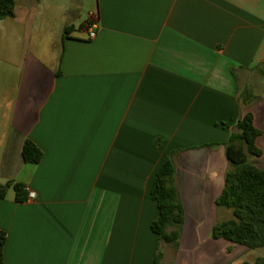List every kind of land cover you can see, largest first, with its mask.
<instances>
[{
    "label": "crops",
    "instance_id": "0c3cea01",
    "mask_svg": "<svg viewBox=\"0 0 264 264\" xmlns=\"http://www.w3.org/2000/svg\"><path fill=\"white\" fill-rule=\"evenodd\" d=\"M14 3L0 22L19 24ZM91 11L93 39L88 23L70 25L59 52L37 56L32 37L0 82V187L25 194L0 198L2 264H238L248 249L210 231L229 219L215 206L222 144L248 112L264 170V0H94ZM25 141L37 164L23 162ZM167 158L183 208L175 253L150 230Z\"/></svg>",
    "mask_w": 264,
    "mask_h": 264
},
{
    "label": "trees",
    "instance_id": "16d2710c",
    "mask_svg": "<svg viewBox=\"0 0 264 264\" xmlns=\"http://www.w3.org/2000/svg\"><path fill=\"white\" fill-rule=\"evenodd\" d=\"M14 4V0H0V20L14 16ZM67 30L68 28L64 29V32ZM257 71L264 76V67H259ZM237 100L245 106L251 104L254 100L251 89L245 87ZM236 129L237 134L231 132L227 141L222 144L228 169L224 174L222 190L215 200L216 208L230 210L232 218L216 222L210 231V238L222 239L254 250L264 248V170L260 169L256 162L261 156V151L256 146L260 132L254 127L253 117L249 112L237 121ZM41 157V151L32 142H24L21 149L24 163L37 164ZM174 177V164L167 158L158 167L150 188V197L158 211L150 230L157 236L159 242L169 245L175 253L179 247L183 208ZM9 187L14 190L15 201L25 200L22 185L18 183L1 186L0 198ZM3 244L4 235L0 233V264L3 263ZM157 259L158 255H155V264ZM241 264H264V258Z\"/></svg>",
    "mask_w": 264,
    "mask_h": 264
},
{
    "label": "rangeland",
    "instance_id": "374dc122",
    "mask_svg": "<svg viewBox=\"0 0 264 264\" xmlns=\"http://www.w3.org/2000/svg\"><path fill=\"white\" fill-rule=\"evenodd\" d=\"M15 1L19 24L0 22V31L3 33V36L0 34V82L3 84L16 75L15 60L21 56L16 54L18 48L22 51L28 45L32 46L31 39L34 37V50L37 56H43L45 48L55 47L59 52L60 35L63 34L64 28L70 25L77 28L84 22L87 23L89 15L93 12L91 10L94 4V0ZM28 32L31 33L30 44ZM222 209L227 213L223 218L231 219V211ZM256 258H264V248L248 250L247 254L237 263H250Z\"/></svg>",
    "mask_w": 264,
    "mask_h": 264
},
{
    "label": "built area",
    "instance_id": "2783aa9c",
    "mask_svg": "<svg viewBox=\"0 0 264 264\" xmlns=\"http://www.w3.org/2000/svg\"><path fill=\"white\" fill-rule=\"evenodd\" d=\"M88 26H87V35H88V38L89 39H93L95 37V14L91 13L89 15V19H88V22H87ZM34 197V194L33 192L29 191L28 194H27V198L29 199H32Z\"/></svg>",
    "mask_w": 264,
    "mask_h": 264
},
{
    "label": "water",
    "instance_id": "95a60500",
    "mask_svg": "<svg viewBox=\"0 0 264 264\" xmlns=\"http://www.w3.org/2000/svg\"><path fill=\"white\" fill-rule=\"evenodd\" d=\"M237 132H238L237 129H234L233 133H234V134H237Z\"/></svg>",
    "mask_w": 264,
    "mask_h": 264
}]
</instances>
